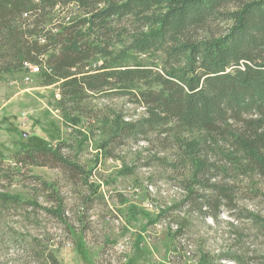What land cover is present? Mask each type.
<instances>
[{"label":"trees","instance_id":"trees-1","mask_svg":"<svg viewBox=\"0 0 264 264\" xmlns=\"http://www.w3.org/2000/svg\"><path fill=\"white\" fill-rule=\"evenodd\" d=\"M29 65L58 90L63 119L84 118L99 131L100 155L136 144L133 162L183 172L181 198L159 215L186 208L174 238L193 219L210 217L226 229L222 248L214 256L201 248L198 264H264L256 246L264 240V0H0V74L26 73ZM126 105L143 111L128 113ZM10 158L17 168L59 169L78 198L68 207L42 181L50 205L42 209L0 187V249L14 251L18 264H61L49 249L30 247L45 237L25 246L4 222L11 210L35 208L65 228L71 218L81 225L103 198L89 180L92 169L61 146L20 148ZM242 197L254 210L239 205ZM241 218L252 225L253 251L243 248L249 236L235 223Z\"/></svg>","mask_w":264,"mask_h":264},{"label":"rangeland","instance_id":"rangeland-1","mask_svg":"<svg viewBox=\"0 0 264 264\" xmlns=\"http://www.w3.org/2000/svg\"><path fill=\"white\" fill-rule=\"evenodd\" d=\"M57 95L55 86L42 84L39 72L0 74V155L4 158L0 166L1 190L23 201L38 203L42 209L49 208L38 190L40 182L44 181L59 191L72 208L78 194L73 192L64 172L42 166L17 168L11 164L10 156L20 148L58 149L61 146V153L92 169L89 180L98 187L103 198L93 202L87 220L81 225L71 218L69 228L40 209L11 210L4 225L9 223L6 230L10 233L17 231L15 236L19 243L27 246L45 237L47 240L40 245L29 244L30 247L35 251L43 247L49 249L61 264H198L201 248L212 256L222 248L227 237L223 236L226 229L222 223L218 225L210 217L205 218V224L193 219L190 229L174 238L173 232L186 215V208L159 216L162 206L169 207L181 198L177 184L182 171L176 177L156 167L146 168L133 162L136 144L120 147L113 157L100 155L99 131L91 130L84 118L75 122L63 119L57 109ZM126 106L128 113L143 111L141 107ZM81 133L87 138H82ZM126 164L134 167L133 172L121 175L120 169ZM245 181L243 179L240 187H246ZM242 194L244 196L245 191ZM239 202L243 209L255 208L246 197ZM65 214L70 215L69 210ZM221 218L229 219V216L222 212ZM235 223L249 236L242 243L243 248L256 249L251 242L252 225L246 218ZM256 246L257 253H264V240L256 242ZM6 253L7 249H0V264L21 263L14 251Z\"/></svg>","mask_w":264,"mask_h":264},{"label":"built area","instance_id":"built-area-1","mask_svg":"<svg viewBox=\"0 0 264 264\" xmlns=\"http://www.w3.org/2000/svg\"><path fill=\"white\" fill-rule=\"evenodd\" d=\"M27 69H28V71L25 73L27 75H31L33 73L39 72V68L37 66H34V65H29L27 67ZM25 78L27 79L28 77H25Z\"/></svg>","mask_w":264,"mask_h":264}]
</instances>
